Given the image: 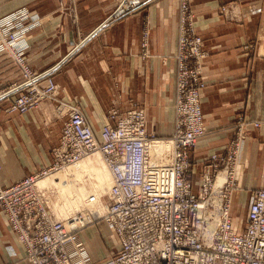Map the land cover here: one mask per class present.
I'll list each match as a JSON object with an SVG mask.
<instances>
[{
	"label": "built area",
	"instance_id": "obj_1",
	"mask_svg": "<svg viewBox=\"0 0 264 264\" xmlns=\"http://www.w3.org/2000/svg\"><path fill=\"white\" fill-rule=\"evenodd\" d=\"M125 7L124 2L111 18L126 13ZM28 17V10L22 8L0 22V51H12L25 79L0 90V101L12 98L8 109L22 113L55 100L64 125L50 164L12 184H0V209L25 247V257L33 264H93L80 232L103 221L120 243L104 264H264V187L251 190L243 231L233 225L230 210L235 163L241 142L249 136L248 120L238 117L229 152L214 153L206 160L200 187L195 189L192 151L207 133L201 101L207 81L198 83L202 74H178L172 136H158L148 129L144 106L123 111L118 101L110 106L108 123L97 134L84 109L60 98L54 78L58 65L34 72L27 62L29 27L24 22ZM180 29L177 59L179 69L186 70L190 58L207 52L202 53L203 38L189 23L185 26L184 18ZM148 42L143 40L145 50ZM160 142L168 144L166 152L157 149ZM94 155L110 170L112 185L107 191L89 190L81 208L60 215L54 208L60 187L40 181ZM223 171L226 178L219 184Z\"/></svg>",
	"mask_w": 264,
	"mask_h": 264
},
{
	"label": "crops",
	"instance_id": "obj_2",
	"mask_svg": "<svg viewBox=\"0 0 264 264\" xmlns=\"http://www.w3.org/2000/svg\"><path fill=\"white\" fill-rule=\"evenodd\" d=\"M119 1L0 0V19L21 6L40 18V27L26 35L28 61L40 71L58 65L54 78L61 97L84 109L97 134L116 100L123 111L135 103L146 106L148 129L158 136L170 135L175 116L179 0L148 4L135 0L139 2L136 10L112 19ZM228 1L232 0H193L192 4L197 28L211 51L201 96L207 133L192 151V178L199 189L203 164L214 153L229 152L238 117L244 116L249 136L241 142L237 160L242 166V185L250 192L264 187V11L231 21L220 12ZM247 1L241 4L246 6ZM146 28L150 30L147 50L143 45ZM248 41H255L256 49L244 55L242 47ZM73 45L78 48L71 53ZM22 78L11 54L1 52L0 89ZM12 100L0 101L2 185L50 164L64 125L52 103L19 113L6 109ZM248 214L243 226L237 227L240 231L247 226ZM80 237L88 245L93 264H104L120 245L103 221L87 225ZM25 255V247L0 209V264H33Z\"/></svg>",
	"mask_w": 264,
	"mask_h": 264
},
{
	"label": "rangeland",
	"instance_id": "obj_3",
	"mask_svg": "<svg viewBox=\"0 0 264 264\" xmlns=\"http://www.w3.org/2000/svg\"><path fill=\"white\" fill-rule=\"evenodd\" d=\"M152 1L153 0H142V1L139 0V2L140 3L143 2V4H145V3L148 4V3H151ZM241 1H243V0H232V1H228L226 3H223L221 5V7H220V12H222V14L224 15L225 18H227V19H229L231 21L232 20L240 21V20L246 18L248 15L258 14V13H262L264 11V0H249V1H247L248 3H247L246 6H243L241 4L242 3ZM124 2H125V5H126L124 10H126V11H129V10L134 11V10H136L138 8V3L139 2H137L135 0H120L118 7H120L121 4H123ZM192 4H193V0H179L177 48H176V51L174 52V56H175V59H176V73H175V75H176V79H175L176 96H175L174 104H173V105H175V114H176V107H177L176 101H177L178 91H179L178 89L180 87L178 74H188V73H200V74H202V77L199 76V80H198L199 86L201 85L203 80L207 81V75L205 74V72H206V68H207V62L210 59L209 57L211 55V51L207 47V43H205L204 36L200 33L199 28H197V16H196V13H194V11H193V5ZM183 7L186 10V12H185L186 14L185 15L182 14ZM188 7H189V9H188ZM22 8H26L28 10V15H29L28 18L29 19L24 22V25H26L25 27H29V31L27 32V34H32V32H34L36 28L40 27L41 21H40V18L33 17L31 11L26 6H21L18 9L8 13L7 15H4V17H2L0 19V22H3L5 17H7L9 15H12V14H15V13H18ZM61 8L65 10V8L63 6H61ZM73 9H74V7H70V10H73ZM183 18H184L185 26H187V24L189 23V25L193 29V31L197 35H199V36H201L203 38V40H204V49L202 50V53H203L204 50L207 52V55H205L203 57H200L197 54H195L194 57L190 58L191 61L189 62L188 68L186 70L185 69H183V70L179 69V61L177 59L178 41H179V36H180V33H181L180 24H181V21H182ZM18 29H20V27H18ZM15 30L16 29H13L12 31H15ZM0 37H1V34H0ZM143 38H144V40L150 41V30H149V28L145 29V32L143 34ZM74 46L75 45L70 46L71 49L72 48L75 49L76 46L75 47ZM29 47H30V43H29ZM255 49H256V42L255 41H248L245 44H243L242 52H243L244 55L245 54L248 55V52L251 53V51L253 52ZM5 51H7V52H9L11 54L15 64H17L15 56H14V54L12 53V51L10 49H5L3 51H0V53L1 52H5ZM26 58H27V52H26ZM27 62L29 63L28 58H27ZM29 64L31 65V63H29ZM31 67H32L34 72L40 71L39 69H35L34 66H32V65H31ZM22 74H23V78H22L23 80H21V82L25 80L23 71H22ZM21 82H15V83H13L11 85H15V84H18V83H21ZM11 85L6 86V88L11 86ZM206 85L207 84H205L204 87ZM204 87L202 88V92L204 90ZM6 88H3V89H6ZM3 89H0V90H3ZM202 92H201V96H202ZM59 93H60V88H59ZM60 98L62 100H64L61 97V93H60ZM64 101L65 102H67V101L70 102L69 100H67V101L64 100ZM114 101L117 102L116 100H113L111 105H113ZM201 101H202V97H201ZM46 102L53 104V107L55 108V112H56V117H59L60 119L64 118V115L62 114L60 108H58L57 101H55V100H46L43 103H41L38 107H41V105L46 103ZM71 103H73V102H71ZM133 105L141 106V105H139V103H135ZM8 107H9V105H7L6 109L8 111H11V110L8 109ZM144 107L146 108V106H144ZM146 111H147V108H146ZM107 123H108V114H107ZM107 123H105V124H107ZM174 127H175V116H174ZM173 132H174V129H173V131H172V133L170 135H166V136L167 137L172 136ZM248 133H249V130H248ZM246 139H244V140H246ZM235 164L237 165V168H236L237 170L234 173L236 180H235V183H232L235 188H232L231 191H230V194L232 193L231 197H233L232 198V202H231L230 210L232 211L231 213H232L233 225H235L236 227H242L243 226L242 225L243 224V220H244V218L247 217V214H248V205L252 201V194H251V191L248 192L242 185V181H243V179H242V176H243L242 166H241V164H238L237 158H236V163ZM60 173H62V175H64L66 177V179L71 176L70 174L69 175L66 174V171H61L58 174H60ZM87 181L89 182V180H87ZM75 185H77V184H76V180L74 178H70L69 183L66 184V186L70 189V191L75 188ZM90 189H92V188L89 187L88 191ZM82 201H81V204L78 207L74 208V210L79 209V208H81L84 205V202L82 204ZM237 230H238V228H237Z\"/></svg>",
	"mask_w": 264,
	"mask_h": 264
},
{
	"label": "bare ground",
	"instance_id": "obj_4",
	"mask_svg": "<svg viewBox=\"0 0 264 264\" xmlns=\"http://www.w3.org/2000/svg\"><path fill=\"white\" fill-rule=\"evenodd\" d=\"M167 146L168 144L166 142H160V144L157 145V149H161L162 152H166L165 149ZM100 159L101 158L98 155L90 156L84 159L83 163L80 162L74 167H70L66 171V174H70L71 176L67 179L64 175H62V173H60L54 175L52 178H45L40 181V184L44 186L57 185L60 187L54 203V208L60 215H68V213L74 211V208L81 204V201L84 199L89 187L95 191H107L112 185L110 170ZM70 178H74L77 184L71 191L66 186V184L69 183ZM225 178L226 171H223L218 178L219 184L224 181ZM87 180H89V182ZM84 200L82 201V204Z\"/></svg>",
	"mask_w": 264,
	"mask_h": 264
}]
</instances>
